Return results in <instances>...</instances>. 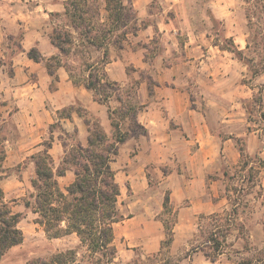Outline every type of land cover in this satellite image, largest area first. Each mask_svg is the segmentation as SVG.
<instances>
[{
    "label": "crops",
    "instance_id": "obj_1",
    "mask_svg": "<svg viewBox=\"0 0 264 264\" xmlns=\"http://www.w3.org/2000/svg\"><path fill=\"white\" fill-rule=\"evenodd\" d=\"M68 1L0 0V128H7L0 134L3 163L10 167L28 162L29 166L18 182L12 176L2 179L0 169L6 201L10 204L11 198L33 186V156L45 149L46 140L52 141L49 152L57 171L67 150L78 143L88 145L94 124L113 140V121H117L120 130L128 133L111 162L121 187L118 204L125 189L143 192L150 185L149 176L162 172L160 184L169 190L170 203L177 211L175 237L181 227L184 234H195V223L226 208L219 182L225 176L223 161L241 156L237 138L246 135L247 142L255 141L256 131L247 126L241 131L225 128L247 122L238 116V107L243 95L249 96L254 89L243 80L248 66L221 46L225 38H231L236 47L247 49L245 7L240 0H123L132 17L122 25L124 38L102 47L103 55L107 50L105 76L98 79L91 73L95 64L81 68V77L75 74L71 62L76 58L67 59L52 40L57 18L66 15ZM99 1L106 25V0ZM216 21L223 27L222 37L215 30ZM78 42L75 38L74 44ZM32 48L40 52L41 60L29 55ZM49 59L54 73L47 66ZM251 77L263 84L264 70ZM90 80L98 87L103 83L115 86L117 97H102L98 88L86 86ZM56 178L66 191L76 174L69 168ZM137 205L136 201L129 207ZM148 213L114 223L118 252L123 243L147 253L161 248L165 226L151 234ZM64 239L66 249L86 251L77 233Z\"/></svg>",
    "mask_w": 264,
    "mask_h": 264
},
{
    "label": "rangeland",
    "instance_id": "obj_2",
    "mask_svg": "<svg viewBox=\"0 0 264 264\" xmlns=\"http://www.w3.org/2000/svg\"><path fill=\"white\" fill-rule=\"evenodd\" d=\"M78 3L81 11L87 13L86 16L97 30V34L100 35L96 40L98 43H107L114 39L121 40L124 38V31H122L124 27L122 26L110 33L106 31V26L108 28L110 24L105 26L102 21L103 13H101V9L103 5L101 1L78 0ZM239 3L247 11L249 4L245 0H240ZM125 13L124 21L127 22L126 20L131 19L132 12L125 10ZM261 21L253 18L250 28L248 25L247 41L254 39L257 43H252L251 50H245V56L253 57L254 64L258 67L264 55L262 49L264 36L261 32H258L261 27H264ZM56 22L58 30L73 32L71 20L67 15L58 17ZM67 25L70 27H67ZM222 29L221 23L216 21L215 30L219 32L220 36ZM101 35H105L104 38ZM73 36L74 40L78 38L81 42L77 44L73 42L67 45L70 50L66 57L67 59L76 58L75 63L71 62L75 74L80 76L81 68L82 70L89 69L92 64H95L91 68V73L96 78H101L103 73L102 61L104 60L103 48L90 45L80 33H73ZM256 45L258 47L254 51ZM243 63L248 66L249 71V74L243 80L254 88L249 96L243 95L238 107V116L244 117L247 122L242 121L245 125L234 123L232 126H226L225 128L227 132H229V129L241 131L242 126H247L249 129L256 131L255 141L253 143L247 142L246 135L238 137L237 147L239 150L240 147L244 148V155L241 154L237 160L232 159L229 163L223 161L222 171L225 176L223 181L219 182V189L226 208L221 212L222 217L217 218L215 214L204 216L198 223L194 224L195 234L193 235L184 234L185 228L181 227V234H178L176 238L174 233V240L170 247L160 248L154 253H147L141 247L133 248L123 243L121 251L118 252L117 264H237L234 260L253 257L258 251L264 252V83L261 84L253 80L250 66L244 61ZM115 89V86L107 83H103L98 87V91L102 93L104 98L117 97ZM5 129L7 128H0L1 135ZM2 148L3 143L0 139V154ZM27 167H29L28 162L5 167L2 161L0 164V169L3 172L2 179L12 176V180L18 182V179H23L22 171ZM163 171L166 172L165 169ZM163 174L162 172L158 175L151 174L149 176L150 185L143 192L135 193L132 188L125 189L119 203L121 206L120 211L124 215L123 220L146 211L149 212L145 216L152 221V224L149 225L151 234L161 230L162 225L164 227V222H168L174 231L178 221L175 208L173 207L176 214L166 212L163 206L164 198L169 194V190L165 185L160 184ZM26 176L28 175H24V178ZM212 177L217 178L219 175L213 174ZM22 194L20 197H13L16 195L14 193L13 198L9 201L11 205L16 206L15 210L20 211L22 215L19 225L24 233V240L6 253L2 264H25L31 258L49 257L55 252L66 249V241H64L66 235L61 236V239L49 237L44 229L35 222L36 214L30 207L25 206V201L28 200L31 203L35 201L36 190L32 184L27 186ZM136 201L138 202L136 207H129V204ZM234 204H236V213L233 212ZM210 233L216 234L215 240L222 242L221 248L224 251V254L220 255L215 262L206 258L202 250L203 244L208 241ZM223 234L227 236L224 241ZM213 244V242L208 241V245L203 248L210 250L209 246L213 247ZM229 256L232 259H229ZM78 260L79 264H88L85 249L78 253Z\"/></svg>",
    "mask_w": 264,
    "mask_h": 264
},
{
    "label": "trees",
    "instance_id": "obj_3",
    "mask_svg": "<svg viewBox=\"0 0 264 264\" xmlns=\"http://www.w3.org/2000/svg\"><path fill=\"white\" fill-rule=\"evenodd\" d=\"M245 1L249 4L246 11L249 28L253 18L262 20V25H264V0ZM125 7L123 0H106L109 22L106 25L110 24V26L108 28L105 26L108 33L125 24ZM65 13L70 18L72 26L84 36L87 43L96 47H105V43L96 41L100 35L97 34V30L85 12L81 11L78 0H69ZM258 32L264 36V27H261ZM125 33L126 31L123 32V35ZM104 36L101 35L103 38ZM52 40L62 53L67 54L70 50L67 45L74 42L73 32L55 28ZM253 42L257 43L254 39L248 40L247 50H251ZM221 46L234 52L239 59L248 64L253 77L264 70V55L258 67L254 64V58L245 56V50L236 47L231 38H225ZM257 47L256 45L254 51ZM262 49L264 50V43ZM29 55L36 61L43 58L36 48H32ZM51 59L47 61V66L49 71L54 73V63L51 62ZM106 59L107 50L104 52L102 62ZM102 74L105 76L104 71ZM110 83L116 84L115 82ZM86 86L95 91L98 88L97 83L93 80L88 81ZM100 99L104 100L102 97ZM129 109L131 108L128 107L126 110ZM113 125L115 133L114 139L111 140L98 123L94 124L91 128L88 145L83 146L78 143L67 150L57 171H54V160L49 152L52 144L51 139L44 142L45 149L42 152L33 156L36 164V176L32 183L36 195L34 203L27 200L26 206L37 213L35 221L44 228L49 237L77 233L82 244L86 247L88 264H117L118 249L114 242V223L122 221L124 215L118 204L121 187L116 180L111 162L117 154V145L126 139L128 133L120 130L117 121H113ZM240 152L244 155L243 147H240ZM3 158L4 153L1 152L0 164ZM69 168L75 171L76 178L64 191L59 186L56 175H63ZM164 209L168 213L176 214L170 203L169 195L165 196ZM233 212H237L236 204L233 206ZM215 216L222 217V214L218 213ZM21 218V213L13 211L9 202L6 201L5 192L0 184V259L10 248L23 242L24 233L18 225ZM164 226L166 234L161 248L170 247L174 240L173 227L168 222H164ZM215 237L216 234L211 233L208 236V241L214 243L213 247L209 246L210 250L203 248L208 245V241L202 247L205 256L213 262L224 254L221 248L222 242L215 240ZM226 237L223 234V241ZM228 258L232 259L231 256ZM78 261V251L75 248H69L55 252L49 257L31 258L25 264H79ZM234 261L237 264H264V252L258 251L253 257Z\"/></svg>",
    "mask_w": 264,
    "mask_h": 264
}]
</instances>
